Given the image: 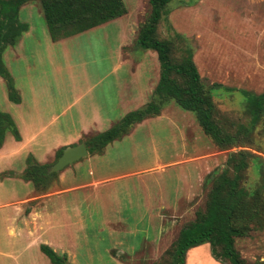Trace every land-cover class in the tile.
<instances>
[{"label":"crops","instance_id":"obj_1","mask_svg":"<svg viewBox=\"0 0 264 264\" xmlns=\"http://www.w3.org/2000/svg\"><path fill=\"white\" fill-rule=\"evenodd\" d=\"M25 5L21 6L19 11L28 8ZM123 16L95 28H102L106 24L117 22ZM24 24L27 26L26 31L13 47H7L2 54L4 66L12 78L19 97L17 104L7 100L5 87L0 78V92L3 101L13 105L12 111L3 113L10 116L19 135V141H15L9 133H5L0 146V176L7 174L0 178V195L7 191L11 193L18 187L25 188L26 192V196L21 198L0 199V209L9 208L5 218L6 236L9 241L1 254L9 264L12 262L11 259L26 256L30 247L29 242L33 239L26 223H24L26 228L20 224L17 234L9 232L7 224L10 223V215L16 205L32 202L29 197V193L32 192L31 185L18 177L25 167V158L30 156L35 162L46 164L50 158L54 160L58 149L67 145H76L81 139L84 140L85 136L99 133L102 124L110 123L111 125L112 123L113 125L115 121L109 120V108L111 113L113 109H121L123 114L117 119L119 120L124 114L143 107L148 102L158 78V75L148 77L146 73H142L144 69L142 63L146 57L155 55L150 51H144L139 56L131 54L129 58H124L122 54L123 36L121 32H117L116 46L112 50L111 70L118 72L124 69L129 75L124 78L112 77L110 86L111 91H114L115 100L110 102L107 95H102L103 88L108 89V82L105 80L106 83L100 85L99 101L96 99L94 102L92 99L89 101L91 103L85 107L80 106L78 98H75L60 110L51 112L47 121L42 122L47 104L55 98L50 93L52 87L45 84L43 75L38 77L33 74L43 68L42 57L39 54L35 55L34 48L36 41H39V35H44L49 41L50 39L46 29L39 33L36 27L28 23ZM66 39L56 42L59 43ZM7 54H10V58L14 60L18 57L22 69L19 84L15 81L16 77L14 78L7 69ZM137 71L141 72L135 73ZM104 77L107 78V72ZM46 89L47 92H45ZM168 106L161 110L160 115L133 125L127 135L107 145L102 154H87L76 164L72 163L71 166L68 165L59 171L57 181L50 192L34 198L36 205H50L46 211L41 210L35 214L26 209L27 218L33 214L37 218L40 217L41 223L51 222V233L46 246H49L57 255L64 256L68 264H74L70 258V249L75 239L70 226L83 227L84 232L79 235L78 242H85L87 229L90 232L91 226L97 225L98 229L102 227L107 236L111 237V239L108 238L111 244L104 251L109 256L114 249L129 254L137 251L141 242L153 240L157 228L150 219L151 210L155 205L196 204H193V197L202 192L205 177L211 172L204 171L202 139L199 134L192 133L185 122L173 121L168 116ZM38 120L40 122L37 124ZM73 121L76 123L73 131L70 130L72 127L70 126L66 133L60 134ZM195 128L199 129L196 125ZM161 130L165 132L162 133ZM140 144H144L145 147H138ZM125 145H128L130 149V155L126 157L127 160L129 158L130 163L134 161L135 164H139L142 161H151L152 164L107 175V171L115 168L116 163L120 165L123 162L121 150ZM189 146L190 154L188 153ZM82 160L84 163H80ZM80 175L81 179L78 178ZM148 176L155 178H152L153 181L145 179ZM172 178H175L174 190L168 187ZM90 202L96 205H88ZM92 206L99 210L98 218H95L96 224L90 219L94 217L89 215ZM115 234L118 235L117 238H114ZM123 235L127 238L122 237ZM120 242L124 244L119 245ZM201 249L202 247L199 246L190 251L195 252ZM205 253L208 256L206 250Z\"/></svg>","mask_w":264,"mask_h":264},{"label":"rangeland","instance_id":"obj_2","mask_svg":"<svg viewBox=\"0 0 264 264\" xmlns=\"http://www.w3.org/2000/svg\"><path fill=\"white\" fill-rule=\"evenodd\" d=\"M122 2L126 9L123 18L117 22L106 24L102 28H94L59 43H52L44 35H39V41H36L34 49L35 55L39 54L42 57L43 68L33 74L38 77L43 75L45 84L52 87L50 93L55 98L47 104L42 122L47 121L51 112L60 110L75 98H78L80 106L85 107L91 103L89 101L92 99L94 102L96 99L99 101L100 85H104L105 80L108 82V89L103 88L102 95H107L110 102L115 100L114 91H111L110 86L112 77L124 78L129 75L124 69L118 72L111 70L112 50L116 46L117 32H121L123 36L122 54L124 58H129L131 54L141 55L144 51L136 47L135 38L138 27L149 12L148 0H122ZM26 5L27 10L23 8L18 13L19 20L22 22L26 20L24 23L36 27L35 29L39 33L44 32L45 26L38 5L36 3ZM166 9L168 14L160 19L156 28L157 36L173 41L178 52H180L179 49H191L193 63L203 83L207 85L216 83L232 89L231 94L215 98L214 102L221 113L233 119L243 120L244 104L237 91L244 90L257 94L264 85V0H171ZM18 61V57L14 60L10 58V54L6 55L7 69L14 78L16 77L17 84H19V76L22 72ZM142 64L144 68L142 73H146L148 77H157L158 63L155 56L146 57ZM106 72L107 78L104 77ZM47 91L46 89L45 92ZM12 106L11 103L3 101L0 92V112H10ZM167 109H169L168 116L173 121L185 122L188 129L195 135L199 134L202 139L204 171L210 172L221 167L225 152L216 150L201 131L195 128L196 123L190 113L183 112L172 104ZM109 112V120L112 122H116L123 114L119 108L113 109L112 113L109 108ZM114 112L117 113L114 114ZM39 122L38 120L37 124ZM75 124L73 121L60 134L66 133L70 126H72L70 130L73 131ZM109 124H102L100 126L102 129L99 131L109 128L112 123ZM161 132L165 131L161 130ZM90 135L92 134L85 136L84 139ZM83 141L81 139L79 143ZM139 146L145 147L144 144ZM190 150L189 146L188 153ZM129 152L128 145H125L121 150L123 162L120 165L116 163L115 168L109 169L106 174H118L127 169L132 170L152 164L151 161L138 162L139 164H135L134 161L130 163L129 158L126 159ZM83 161L80 163H84ZM52 162L53 159L50 158L46 164ZM5 175L1 174L0 178ZM78 178L81 179V175ZM152 178L155 177L148 176L145 179L153 181ZM174 179L172 178L168 183L171 190H174ZM207 191L208 186H203L202 192L193 197L195 205H155L151 210L150 221L157 228V232L152 241L141 242L137 251L133 253H121L114 249L109 256L104 249L111 244L108 241V238L111 239V237L107 236L102 227L98 229L97 225L91 226L90 232L87 229L85 242H78L79 235L84 232L83 227L70 226L75 239L70 249L71 261L73 260L74 264H159L164 252L174 243L180 228L193 221L194 212L197 209H203ZM24 196H26L25 188L18 187L11 193L8 191L2 193L0 199H17ZM29 197L32 202L21 203L15 206L17 209L15 207L12 209L11 220L7 224L9 232H16V234L19 233L20 224L23 228L28 227L33 239L29 242L30 247L26 256L11 259L12 262H9L10 264H49L46 258L41 255L39 246L47 245L51 233V222L41 223L40 217L37 218L33 214L27 218L25 210L36 214L41 210L46 211L50 205H36L34 198L40 196H34L33 191L29 193ZM92 203L90 202L88 205H96ZM90 208L89 215L94 217L90 219L96 224L95 218H98L99 210L95 206ZM8 210L9 208L0 209V264H9L8 260L1 255L9 241L6 236L5 219ZM24 223H26V227ZM142 228L144 227L142 226ZM117 236L115 234L114 238ZM122 244L124 242L119 243V245ZM201 247L200 251H187L184 264H219L211 259L207 245ZM234 247L246 262L261 261L264 258V232L252 233L250 237L236 239ZM205 250L208 252V256Z\"/></svg>","mask_w":264,"mask_h":264},{"label":"trees","instance_id":"obj_3","mask_svg":"<svg viewBox=\"0 0 264 264\" xmlns=\"http://www.w3.org/2000/svg\"><path fill=\"white\" fill-rule=\"evenodd\" d=\"M170 1L148 0L149 12L135 38L136 47L153 52L158 63L157 82L148 102L124 114L105 131L88 136L83 144L88 155H100L107 145L127 135L133 125L160 115L170 104L190 113L203 136L216 150L225 152V158L221 167L205 177L203 184L208 186V191L203 209H197L193 221L180 228L159 264H184L186 252L202 245L208 246L211 259L219 264H264V258L246 262L234 247L236 239L264 232V86L258 94L237 91L244 104L243 120L221 113L214 99L229 95L233 90L216 83H203L193 63L191 49L178 52L173 41L157 36V25L168 14L166 7ZM28 3L38 5L52 42L81 34L126 14L122 0H0V78L7 100L13 104L19 102V97L2 54L26 31L27 26L18 19V11ZM5 133L19 141L10 116L0 112V146ZM63 148L55 152L51 164ZM24 163L18 177L31 185L34 196L47 194L57 181L58 172L48 173L51 164H39L30 156ZM39 251L49 264H68L64 256L45 245H40Z\"/></svg>","mask_w":264,"mask_h":264},{"label":"water","instance_id":"obj_4","mask_svg":"<svg viewBox=\"0 0 264 264\" xmlns=\"http://www.w3.org/2000/svg\"><path fill=\"white\" fill-rule=\"evenodd\" d=\"M87 156V150L83 143L66 146L62 149L60 156L49 166L48 173H57L64 167Z\"/></svg>","mask_w":264,"mask_h":264}]
</instances>
